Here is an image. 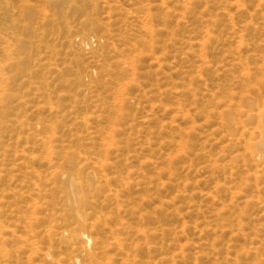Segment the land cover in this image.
I'll return each mask as SVG.
<instances>
[{"label": "rangeland", "instance_id": "374dc122", "mask_svg": "<svg viewBox=\"0 0 264 264\" xmlns=\"http://www.w3.org/2000/svg\"><path fill=\"white\" fill-rule=\"evenodd\" d=\"M55 1L0 0V264H264V0Z\"/></svg>", "mask_w": 264, "mask_h": 264}, {"label": "bare ground", "instance_id": "6f19581e", "mask_svg": "<svg viewBox=\"0 0 264 264\" xmlns=\"http://www.w3.org/2000/svg\"><path fill=\"white\" fill-rule=\"evenodd\" d=\"M65 3H66V0H56L55 1V7H57L58 9H60V10H62V8L64 7V5H65ZM9 5V4H8ZM7 9V8H6ZM5 9V10H6ZM4 10V9H3ZM4 10V11H5ZM6 12V11H5ZM2 26V25H1ZM6 69V68H5ZM0 81H2V83H4L3 82V80L0 78ZM1 83V82H0ZM1 85H3V84H1ZM1 87V86H0ZM5 96H7L6 95V91L5 90H0V97L2 98H4ZM3 101V100H2ZM258 129L261 131V132H259L260 134H261V136H260V140H259V142L256 144V146H257V148L260 150V151H262V152H264V114H261V116H259L258 118ZM256 120V119H255ZM2 234V233H1ZM0 236H2V235H0ZM84 238H85V242H84V244H85V248L87 247V249L89 248L88 246H90V244L92 243V239L91 238H89L87 235L86 236H84ZM1 240H4L3 238H1L0 237V242H1ZM98 242H100L99 240H96V246L97 245H99V243ZM3 244V243H2ZM100 245H103L101 242H100ZM3 249L1 248V244H0V254H2V251ZM5 251V250H4ZM7 252V251H6ZM5 252V253H6ZM7 257V256H6ZM77 262V261H76Z\"/></svg>", "mask_w": 264, "mask_h": 264}]
</instances>
